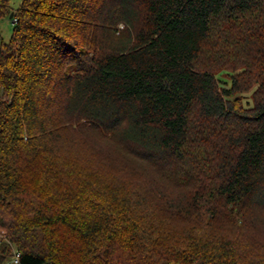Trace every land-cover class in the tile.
Returning <instances> with one entry per match:
<instances>
[{"label": "trees", "instance_id": "16d2710c", "mask_svg": "<svg viewBox=\"0 0 264 264\" xmlns=\"http://www.w3.org/2000/svg\"><path fill=\"white\" fill-rule=\"evenodd\" d=\"M12 13L0 264H264V0Z\"/></svg>", "mask_w": 264, "mask_h": 264}, {"label": "rangeland", "instance_id": "374dc122", "mask_svg": "<svg viewBox=\"0 0 264 264\" xmlns=\"http://www.w3.org/2000/svg\"><path fill=\"white\" fill-rule=\"evenodd\" d=\"M21 3V0H10V5L11 7H13V9H17L19 7ZM120 28L122 29L123 26L121 25ZM12 31H13V23L10 20V18L5 17L3 19L0 20V35L2 36V39L4 42H9L12 36ZM256 89V87H254V89L244 95H242L243 97V103L246 107H251L254 105L253 101H252V94L254 92V90ZM108 168V166H106ZM110 170V168H108ZM255 238V245L256 246H262L264 244V229L257 231V233L255 235H253ZM252 237L250 239V244L252 245Z\"/></svg>", "mask_w": 264, "mask_h": 264}, {"label": "built area", "instance_id": "2783aa9c", "mask_svg": "<svg viewBox=\"0 0 264 264\" xmlns=\"http://www.w3.org/2000/svg\"><path fill=\"white\" fill-rule=\"evenodd\" d=\"M12 23L15 24L16 23V19L12 20ZM6 238V233L4 231H0V241ZM19 258H20V254L18 251H14V256L12 259V263L13 264H19Z\"/></svg>", "mask_w": 264, "mask_h": 264}, {"label": "water", "instance_id": "95a60500", "mask_svg": "<svg viewBox=\"0 0 264 264\" xmlns=\"http://www.w3.org/2000/svg\"><path fill=\"white\" fill-rule=\"evenodd\" d=\"M14 13L11 14L10 19H13Z\"/></svg>", "mask_w": 264, "mask_h": 264}]
</instances>
